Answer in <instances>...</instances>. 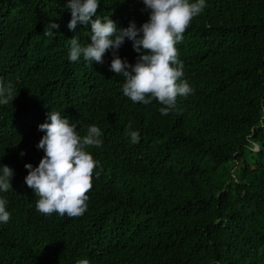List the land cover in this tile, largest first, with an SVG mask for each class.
<instances>
[{
  "label": "trees",
  "instance_id": "trees-1",
  "mask_svg": "<svg viewBox=\"0 0 264 264\" xmlns=\"http://www.w3.org/2000/svg\"><path fill=\"white\" fill-rule=\"evenodd\" d=\"M206 4L176 45L193 92L165 116L123 95L111 52L103 64L67 59L68 40L91 41L90 25L67 27L66 0H0V85L15 98L0 105V167L15 172L0 193L11 213L0 264H264V0ZM98 12L119 28L148 20L143 0H101ZM49 19L60 27L44 36ZM119 55L139 56L130 41ZM50 110L81 137L103 133L87 148L99 167L80 216L37 212L24 182Z\"/></svg>",
  "mask_w": 264,
  "mask_h": 264
},
{
  "label": "clouds",
  "instance_id": "clouds-1",
  "mask_svg": "<svg viewBox=\"0 0 264 264\" xmlns=\"http://www.w3.org/2000/svg\"><path fill=\"white\" fill-rule=\"evenodd\" d=\"M101 0H66V9L71 19L67 25L75 31L78 24L90 25V43L83 44L78 37L68 40L67 59L78 62L81 58L90 65L104 63V57L111 52L109 70L124 78L122 93L134 103L148 105L156 100L161 115L173 110L178 96L193 92L184 79V63L178 57L176 45L182 41L183 33L193 18L200 15L207 6L206 0H143L148 20L141 26L132 21L126 28H119L108 15H100ZM59 24L49 19L44 36H53ZM126 41L139 54L134 64L121 58L119 49ZM14 89L0 85V105L14 101ZM78 123L60 112L50 110L46 122L38 129L45 133L37 144L44 156L38 166L25 164L28 174L25 184L33 189L39 199L36 211L45 215L57 213L69 217L83 215L87 210V192L92 187L94 169L99 167L89 146L101 147L103 133L97 125H90L86 135L77 131ZM126 135L130 143L140 142V133L133 129L129 121ZM256 150L255 142L249 145ZM25 153H21L24 155ZM15 172L7 165L0 167V193L12 188L11 180ZM99 177V172H95ZM7 199L0 195V224H7L11 213L7 209ZM76 264H90L88 259L77 260Z\"/></svg>",
  "mask_w": 264,
  "mask_h": 264
}]
</instances>
